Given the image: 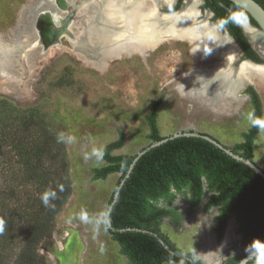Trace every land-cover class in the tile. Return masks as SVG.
I'll use <instances>...</instances> for the list:
<instances>
[{
    "label": "rangeland",
    "instance_id": "1",
    "mask_svg": "<svg viewBox=\"0 0 264 264\" xmlns=\"http://www.w3.org/2000/svg\"><path fill=\"white\" fill-rule=\"evenodd\" d=\"M102 1L104 7L113 4L116 13L120 8L128 11L123 6L125 0ZM89 3L0 0V196L4 198L0 206V264H14L24 247L18 228L56 207L67 183L70 196L55 215L54 231L36 248L42 264H127L103 228L119 174L93 180L92 169L105 163L91 153L115 141L119 131L124 135L123 147L112 155L132 156L147 146L145 116L151 101L163 98L156 120L161 136L196 131L224 137L225 144L232 147L252 123L246 100L235 99V111L219 115L216 110L229 111L235 106L230 102L221 105L212 94L180 87L196 75L229 69L219 53L208 54L204 61L192 53L195 41L173 37L158 39L154 47L144 49L139 39L124 41L125 37L118 36L122 25L107 24L100 18L94 25ZM186 4L184 0L181 12H186ZM201 4L202 0H197L193 9L196 23L215 28L226 37L212 14L199 9ZM92 5L96 6V1ZM154 8L152 2L141 11ZM62 25L64 29L54 33L53 28ZM94 26L106 31L103 39L97 37ZM87 35L97 42L98 51L86 40ZM260 42L256 52L264 58V37ZM252 70L247 72L249 77L260 73ZM249 84L255 86L250 81L241 87ZM260 100L264 122V88ZM59 132L74 136L75 142L58 143ZM253 153L255 163L264 170V128L253 143ZM86 154L90 156L87 160ZM45 191H51L49 206L41 201ZM208 196L205 194L189 214L186 196L176 195L169 204L159 201L156 206L175 210L181 217L177 222L163 218L158 229L201 264H222L225 257L240 253L239 236L232 218L228 247H222L225 237L222 242L215 240L212 220L216 210L203 212Z\"/></svg>",
    "mask_w": 264,
    "mask_h": 264
},
{
    "label": "trees",
    "instance_id": "2",
    "mask_svg": "<svg viewBox=\"0 0 264 264\" xmlns=\"http://www.w3.org/2000/svg\"><path fill=\"white\" fill-rule=\"evenodd\" d=\"M253 1L264 10V0ZM181 4L182 0H177L173 8L165 11H176ZM200 9L211 12L212 20H219L220 28H225L248 56L246 58L256 64L263 63L233 20V15L243 12L247 22L256 27L247 13L227 0H203ZM243 92L251 102L252 123L242 134V141L229 149L244 159L254 161L253 143L264 128L262 103L253 88L248 87ZM162 100L161 96L151 101L150 112L145 116L149 130L147 139L150 143L164 138L159 134L156 123ZM123 140L124 135L119 131L117 139L103 147L102 161L105 165L92 169V179L104 181L111 174H119L107 205L108 207L117 191L116 201L109 213V222L115 231H109L105 223L103 228L116 243L119 254L127 264H201L191 253L176 248L158 229L163 218L179 221L181 216L175 210L156 206L159 201L169 204L176 195L186 196L189 214L202 202L204 195L209 194L203 205V212L217 209L212 229L216 241L222 240L227 223L234 218L235 234L239 236L241 251L223 264H237L247 254L245 249L254 240L261 241L264 238V181L246 165L233 160L202 138L180 137L168 140L140 156L128 178L117 189L135 155L150 144L132 156L112 155L113 151L123 147ZM63 191L56 207L35 219L25 221L18 228L24 247L14 264L43 263V259L37 256L36 248L43 240L51 237L55 228V215L61 211L70 196L69 183ZM149 200L153 203H149ZM3 201L4 198L0 196V206ZM247 264L252 262L248 261Z\"/></svg>",
    "mask_w": 264,
    "mask_h": 264
},
{
    "label": "bare ground",
    "instance_id": "3",
    "mask_svg": "<svg viewBox=\"0 0 264 264\" xmlns=\"http://www.w3.org/2000/svg\"><path fill=\"white\" fill-rule=\"evenodd\" d=\"M151 1L153 4H156V0ZM101 4V1H99L96 6L92 7V23L95 25L97 23L96 19L100 18L102 20H106L107 24L114 23L116 25H122L123 29L119 31L118 36L125 37L123 39L124 41L132 38L139 39L143 48H148L150 45L153 46L159 37L187 39L195 41L196 47H193L192 53H196L197 55L199 54L202 59H204L208 54L211 56V54L214 53H219L223 58L229 60V62L236 57V47L227 38H220L215 31V28L210 29L195 22L193 9L197 4V0L192 2L191 0H187L186 12L167 17H160L157 10H155V13H150L151 11L142 13L141 8L144 4L136 0H128L124 2L123 6L125 5L126 8H128V11L122 12V9L120 8L118 10L119 13L115 12L116 7H114L113 4H108L107 7H103ZM104 13L106 16H104ZM239 25H241L240 27L249 39L251 46L258 48V46H256L258 41V45H261V39L259 38V36H261L260 32L251 28L249 25ZM63 29L64 28H62V30ZM94 30L100 40L106 35V31L103 30V27H99V29H97L96 26H94ZM112 31L115 32L114 29H112ZM86 38V40L92 43L91 46L94 47V50L98 51L99 47L97 48V42L95 44V40H93L92 35L90 37L87 35ZM137 43H130V45H136ZM84 47L86 46H82L81 48L84 49ZM252 68L253 66H249L244 63L238 70L235 78L232 76L233 72L231 73L230 69L216 70L211 73L196 75V77L180 83V87L182 90L187 88L196 89L200 91V93H207L206 96L212 94L211 96L213 99L221 100L225 95H229V97L232 96L233 92L241 87L244 80L247 79V72L252 70ZM257 72H260L259 74L263 75L264 66L260 67V70ZM248 78L250 77L248 76ZM232 231L233 225L230 223L226 229L225 239L222 244L223 248L228 247Z\"/></svg>",
    "mask_w": 264,
    "mask_h": 264
},
{
    "label": "water",
    "instance_id": "4",
    "mask_svg": "<svg viewBox=\"0 0 264 264\" xmlns=\"http://www.w3.org/2000/svg\"><path fill=\"white\" fill-rule=\"evenodd\" d=\"M229 1L230 3H232L233 5L237 6L238 8L242 9L245 13L248 14V16L254 21V23L256 24V27L250 25L248 22L247 24L245 25H249L251 28L255 29L256 31L260 32V35L259 38L261 39L262 37H264V10L256 3L254 2L253 0H227ZM180 11L178 12H175V13H160L157 11L158 15H162V16H166V15H174V14H177L179 13ZM234 17V15H233ZM237 26L241 29V32L242 34L245 36L248 44L250 45V47L252 49H254L252 46H251V43L249 41V39L247 38V36L245 35V33L243 32L242 28L240 27L241 25H239L238 23H236ZM52 26V25H51ZM65 25H62L60 26L59 28H53V30L56 32H59L60 30H62V28L64 27ZM217 33H218V30H217ZM226 37L228 38L227 34H226ZM228 40H230L236 47L237 45L232 41V39L228 38ZM255 50V49H254ZM256 51V50H255ZM258 54V53H257ZM259 55V54H258ZM260 58L264 61V58L259 55ZM243 63H247L249 64L250 66H253V67H263L264 66V62L261 63V64H256V63H252L250 61H243ZM180 137H199V138H202L204 140H206L207 142L211 143L212 145H214L216 148H218L219 150H221L223 153H225L227 156L231 157L233 160L239 162V163H242L244 165H246L248 168H250L251 170H253L258 176L261 177V179L264 181V170L262 168H260L256 163L255 161H250V160H247V159H244L242 157H240L239 155L237 154H234L230 151L229 147L226 146V145H223L222 143H220L217 139H215L214 137H212L211 135L209 134H201L200 132H196V131H185V132H178V133H173V134H170L168 136H164V138L160 141H157V142H151L145 149L139 151L135 157L133 158L132 162L130 163L126 173L124 174L123 178L120 180L119 182V185H118V188L119 189L124 180L128 178L131 170L133 169V166L134 164L136 163V161L139 159L140 156H142L145 152H147L148 150L152 149V148H155L157 146H160L161 144L167 142L168 140H172V139H176V138H180ZM116 197H117V191L113 194L112 196V200L109 204V206L107 207L106 209V213H105V220H104V223H105V226L106 228L109 230V231H115V229H113L110 225V222H109V213L111 211V207L112 205L114 204V202L116 201ZM128 231L130 229H127ZM120 231H124V230H120ZM134 231H137V230H134ZM107 234L108 232L105 231ZM109 235V234H108ZM261 241H264V238L261 240ZM247 255V254H246ZM246 255L241 259H245ZM240 260V261H241ZM240 261L237 263V264H240Z\"/></svg>",
    "mask_w": 264,
    "mask_h": 264
},
{
    "label": "flooded vegetation",
    "instance_id": "5",
    "mask_svg": "<svg viewBox=\"0 0 264 264\" xmlns=\"http://www.w3.org/2000/svg\"><path fill=\"white\" fill-rule=\"evenodd\" d=\"M99 1H101V5L104 7V4H103V1L102 0H98L97 2L99 3ZM176 2H177V0H175L174 1V3H173V7L176 5ZM97 3V4H98ZM160 4H163V3H161L160 2ZM202 4H203V0H202ZM201 4V5H202ZM201 5H200V7H199V9L201 8ZM183 6H184V0H182V4H181V6H180V8L178 9V10H176V11H173V12H166L165 10L167 9V7L168 6H165L166 8H164L163 7V9H161L160 11H158V12H160V13H175V12H178V11H180L179 13H177V14H182V8H183ZM91 7H93V5H91ZM172 7V8H173ZM142 8H144V9H146V5H144ZM160 8V6L159 7H157V8H154L153 10H151V12L150 13H155V10H158ZM168 8H171V7H168ZM201 10V9H200ZM142 12V11H141ZM211 13V12H210ZM157 14V13H156ZM176 14V15H177ZM212 14V13H211ZM160 17H167V16H170V15H166V16H162V15H159ZM91 17H92V15H91ZM212 18H213V15H212ZM216 21H218V23H219V29H221V31H223V32H225V34H227V36H228V38H230V39H232L231 38V36L226 32V30H225V28L224 29H222V28H220V22H219V20H216ZM195 22H196V20H195ZM117 27H120V25H116ZM65 27V26H64ZM63 27V28H64ZM54 31V30H53ZM62 30H60L58 33H60ZM114 32V31H113ZM54 33H55V31H54ZM115 34H116V31L114 32ZM219 36V35H218ZM220 37V36H219ZM166 38L167 37H159L158 39L160 40V41H162V40H166ZM220 38H226V37H224V36H222V37H220ZM227 38V39H228ZM177 39H180V38H177ZM230 41V40H229ZM232 41L234 42V40L232 39ZM231 42V41H230ZM259 42V41H258ZM258 42H257V45H258ZM232 43V42H231ZM235 43V42H234ZM233 44V43H232ZM236 44V43H235ZM158 45V44H157ZM234 45V44H233ZM237 45V44H236ZM256 45V46H257ZM235 46V45H234ZM152 47H154V46H148V48H152ZM236 47V46H235ZM254 47V46H253ZM255 48V47H254ZM260 48V47H259ZM145 49V48H144ZM252 49V48H251ZM255 49H257V48H255ZM254 52H255V54L257 55V56H259L258 54H257V52L254 50V49H252ZM236 51H238V57H237V59H236V61H238L236 64V66H235V64L234 65H232V63H233V60L236 58H234L231 62H229V60H227L226 58H224V61L225 62H223V64L224 65H226V66H228V68L230 69V72L232 73V76H234V77H236L237 76V72H238V70L240 69V67L244 64L243 63V61H250V62H252V63H254L250 58H246V57H248V56H246L245 55V53L238 47V45H237V47H236ZM260 57V56H259ZM192 60L193 61H196L195 60V58H192ZM206 59H204V61H205ZM198 61V60H197ZM207 61H210V59H208ZM264 62V61H263ZM247 64V63H246ZM249 65V64H248ZM231 66H233V67H231ZM250 66V65H249ZM232 68H234V69H232ZM254 69H256V70H260V67H253ZM249 79H250V81L252 82L253 81V83L255 84V87L257 88V91L255 90V88L252 86V85H245L243 88H242V90H241V92H240V95L242 96V97H244L245 99H246V101L248 102V104L250 105V107H251V111H250V113L252 112V106H251V102H250V99H249V97L247 96V95H245L244 94V90L246 89V88H248V87H251V88H253L256 92H257V94H259V97L261 98V96H260V94H261V92L263 91V88H264V86H262V84L264 83V76L263 75H260V74H257V75H255V76H251L250 78H247V79H245L244 80V82H250L249 81ZM263 79V80H262ZM243 82V83H244ZM234 109V108H233ZM233 109H230L229 111L228 110H225L223 113H226V114H228V113H230V112H233V111H231V110H233ZM213 209H215L216 210V213H217V209L216 208H213ZM216 215V214H215ZM231 220V219H230ZM229 220V221H230ZM212 223H213V227H214V222H213V220H212ZM228 224H229V222L227 223V225H226V228H225V232H224V235H223V238H222V240L220 241V242H222L223 241V239H224V237H225V233H226V229H227V226H228ZM213 227H212V229H213ZM212 233H213V231H212ZM214 234V233H213ZM214 237H215V234H214ZM215 240H216V238H215ZM193 255V254H192ZM194 256V255H193ZM230 257H232V256H230ZM229 257H225L222 261H221V263L223 264L224 262H225V260H227Z\"/></svg>",
    "mask_w": 264,
    "mask_h": 264
},
{
    "label": "clouds",
    "instance_id": "6",
    "mask_svg": "<svg viewBox=\"0 0 264 264\" xmlns=\"http://www.w3.org/2000/svg\"><path fill=\"white\" fill-rule=\"evenodd\" d=\"M233 20L238 24H247V17L243 12H239L234 15ZM74 136H67L64 132H59L57 134L58 143H74ZM104 155V150L102 148L93 149L91 156H94L97 161H100ZM88 154L85 155L84 159H89ZM51 197V191H45L41 195V201L45 206H49V201ZM180 198V197H179ZM177 199V201L179 200ZM149 203H153L152 200H149ZM160 206L159 204L157 205ZM247 255L245 259L240 261V264H247L248 261H251L252 264H264V241L254 240L246 249Z\"/></svg>",
    "mask_w": 264,
    "mask_h": 264
},
{
    "label": "crops",
    "instance_id": "7",
    "mask_svg": "<svg viewBox=\"0 0 264 264\" xmlns=\"http://www.w3.org/2000/svg\"><path fill=\"white\" fill-rule=\"evenodd\" d=\"M94 1H96V3H97V1L98 0H94ZM125 1H127V0H125ZM136 1H138V2H142L144 5H150L151 3H152V1L151 0H136ZM174 1L175 0H156V4H155V7H159L160 6V8H162V7H165V6H170V5H172L173 3H174ZM89 4L90 5H92L93 4V0H89ZM160 2L161 3H163V4H161L160 5ZM86 4H88V3H86ZM82 5V4H81ZM219 35V34H218ZM220 36V35H219ZM221 37V36H220ZM232 65H233V63H232ZM231 67H233V66H231ZM232 69H234V68H232ZM235 78V77H234ZM254 88H255V90L257 91V88L255 87V86H253ZM241 90H242V87H240L237 91H236V94H235V96H230V97H227V96H229V95H226V97L224 98L223 97V99H221V105H223V103H224V105L225 104H229V102H230V104L233 106H235V104H236V102L237 101H234L235 99L237 100L238 98V100H240V102H243L244 100H246L244 97H242L241 95H240V92H241ZM258 92V91H257ZM237 95V96H236ZM260 96H261V94H260ZM226 99V100H225ZM225 108V107H224ZM234 108V109H233ZM232 109L233 110H231V111H235V109H236V106L235 107H233ZM221 110H223L222 108L220 109V110H216L215 112L216 113H218L219 115H228V114H231V113H233V112H230V113H228V114H226V113H223V112H220ZM224 111V110H223ZM230 116H232V115H230ZM207 134V133H206ZM210 135V134H209ZM212 136V135H211ZM212 137H214V136H212ZM217 136L215 135V139H217L220 143H222L223 145H226L225 143H226V141H225V138L224 137H217ZM242 141V139L240 140V142ZM240 142H235V144L236 143H240ZM226 146H228V145H226Z\"/></svg>",
    "mask_w": 264,
    "mask_h": 264
}]
</instances>
